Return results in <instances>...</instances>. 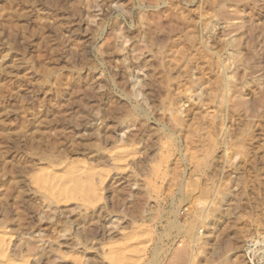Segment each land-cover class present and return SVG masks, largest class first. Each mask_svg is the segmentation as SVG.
Masks as SVG:
<instances>
[{
  "label": "rangeland",
  "instance_id": "obj_1",
  "mask_svg": "<svg viewBox=\"0 0 264 264\" xmlns=\"http://www.w3.org/2000/svg\"><path fill=\"white\" fill-rule=\"evenodd\" d=\"M0 264H264V0H0Z\"/></svg>",
  "mask_w": 264,
  "mask_h": 264
}]
</instances>
